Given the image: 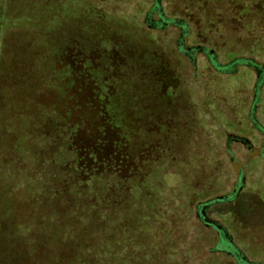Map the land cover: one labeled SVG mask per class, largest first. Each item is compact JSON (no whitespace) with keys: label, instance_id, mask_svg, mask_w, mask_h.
<instances>
[{"label":"rangeland","instance_id":"1","mask_svg":"<svg viewBox=\"0 0 264 264\" xmlns=\"http://www.w3.org/2000/svg\"><path fill=\"white\" fill-rule=\"evenodd\" d=\"M49 1L41 8L36 0H0V46L17 33H40L95 48L92 85L105 93L102 71L113 123L133 133L121 172L127 185L110 195L113 229L104 246L113 263L157 255L155 264H264V26L240 31L214 0H157L164 20L150 10L156 0H93L88 13L79 1ZM242 56L247 62L227 68ZM144 63L161 66L165 84ZM121 77L135 98L118 102L113 80ZM221 235L231 246H219ZM50 237L41 241L65 248L62 235L58 244Z\"/></svg>","mask_w":264,"mask_h":264},{"label":"trees","instance_id":"2","mask_svg":"<svg viewBox=\"0 0 264 264\" xmlns=\"http://www.w3.org/2000/svg\"><path fill=\"white\" fill-rule=\"evenodd\" d=\"M36 1L41 8L51 2ZM75 1L87 13L93 6V0ZM214 1L223 4V14L232 16V22L248 35L264 26V0ZM159 7L156 0L150 10ZM96 16L101 18V14ZM160 17L164 20L161 13ZM174 22L178 27L186 26L183 21ZM1 26L0 22V30ZM33 35L17 33L0 46V264H114L110 249L104 246L113 229L110 195L127 185L128 176L121 172L128 165L125 141L133 133H123L113 123L108 109L112 104L108 97L113 93L102 71L97 77L108 86L105 93L101 84L100 89L92 85L94 74L88 63L94 64L89 52L95 48L91 43ZM98 48L102 55L105 50ZM245 62L243 56L236 57L227 68ZM145 64L148 76L158 72L157 84H165L161 66L153 71ZM260 74L264 76V71ZM113 82L120 90L118 102L135 98L122 77ZM99 116L101 121H97ZM109 178L117 182L112 188ZM234 196L232 193L228 198ZM117 216L121 220L122 214ZM48 218L50 223L43 224ZM76 218L81 220L78 227L74 225ZM120 220L116 224L122 225ZM98 231H102L103 242H97ZM46 233L51 234L48 244H58L56 236L62 235L65 248L42 242ZM219 244L231 246L223 235ZM143 259L131 264H155L158 258Z\"/></svg>","mask_w":264,"mask_h":264},{"label":"flooded vegetation","instance_id":"3","mask_svg":"<svg viewBox=\"0 0 264 264\" xmlns=\"http://www.w3.org/2000/svg\"><path fill=\"white\" fill-rule=\"evenodd\" d=\"M256 75H257V77H259V72H256ZM202 212H203V210H202Z\"/></svg>","mask_w":264,"mask_h":264}]
</instances>
